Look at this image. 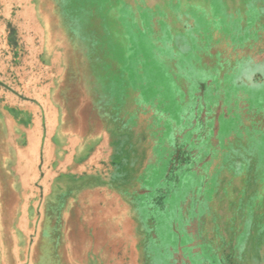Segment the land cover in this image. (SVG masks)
<instances>
[{"label":"rangeland","instance_id":"rangeland-1","mask_svg":"<svg viewBox=\"0 0 264 264\" xmlns=\"http://www.w3.org/2000/svg\"><path fill=\"white\" fill-rule=\"evenodd\" d=\"M4 25L38 48L0 52V264H264V0H0Z\"/></svg>","mask_w":264,"mask_h":264},{"label":"crops","instance_id":"crops-1","mask_svg":"<svg viewBox=\"0 0 264 264\" xmlns=\"http://www.w3.org/2000/svg\"><path fill=\"white\" fill-rule=\"evenodd\" d=\"M9 27L10 26H8V25L0 26V37L1 36L7 37V45L9 48V52L13 56L14 55L16 56V52H18V50L21 48V46H23V43L25 42V40L27 41L26 42L27 48H25V52L26 51L28 53H31L33 51L35 52V49L38 48L36 46L35 38H32V36L35 37V32H34V34H32V36H30V35L27 36L26 39L25 38L22 39L21 38L22 35L16 36V37H18V39L16 40V42H14V41H12L13 37H12V33H11V30ZM9 35L11 36V42H10ZM47 80L49 82L48 84H51L53 82V75L51 74L50 77L47 78ZM224 80H226V79H224ZM27 85H28V82H27ZM44 92H45V90H44ZM48 92H49V90H48ZM48 92H47L46 96H48ZM19 94H21V93H19ZM35 95H38L39 97H37V100H40L41 96L39 94H35ZM21 105H27V102H24ZM35 112H36L35 122H34L35 124L33 125V127L31 126L32 129H30V131H29L31 134L27 137V141H28L27 148L34 149V151H33L34 164H36L38 167H42V165H44L46 162L40 154V148L44 147L45 143H47L48 148L51 147L50 144H52L54 146L53 142L56 141V140H54L56 138V135H55V137H54V135H52L50 139H47L46 135L49 133H50V135H51V133L52 134L56 133V130H58V127H60V125L54 124L53 113L51 112L50 105H48L47 103L45 105H43L42 103H41V105H38L35 108ZM37 113H38V115H37ZM58 134H59L58 141H60L61 140V136H60L61 131H59ZM71 147H72L71 144L67 145V143H64V144L62 143L59 146V149L64 150V154H65L64 159L62 158L59 161L58 169L61 171H62L63 165H69V163L71 162L68 160L69 156L72 155L71 159L75 158L77 149H78V147L80 148L79 144H76L75 146H73V148H71ZM70 148H71V151H70ZM35 150H39L38 153ZM66 150L70 151V153L68 155H67ZM49 161L50 160L48 158L47 166H52V165H50ZM63 161L65 162L64 164H63ZM73 161H74V159H73ZM92 161H93V157H91V156L88 157L86 160L81 159L80 162L78 161V164H79L78 166H82L84 164L87 165L88 163L92 164ZM66 167H68V166H66Z\"/></svg>","mask_w":264,"mask_h":264},{"label":"trees","instance_id":"trees-1","mask_svg":"<svg viewBox=\"0 0 264 264\" xmlns=\"http://www.w3.org/2000/svg\"><path fill=\"white\" fill-rule=\"evenodd\" d=\"M181 138L182 137L178 136L179 140L177 142L175 141L176 144L174 145V150L170 155L166 175L164 177V181L167 184L172 182L179 183L181 180L180 175L183 172H190L192 174L195 173L192 170V163L193 158H195L196 154L192 157V154H190V150H188L185 145H182V141H184V139L182 140ZM184 142H190V140H185ZM163 193L164 192L161 189L159 190V192H157V195L154 196V200L156 204H158V206L161 208V210L165 209L164 203L166 195H162Z\"/></svg>","mask_w":264,"mask_h":264},{"label":"built area","instance_id":"built-area-1","mask_svg":"<svg viewBox=\"0 0 264 264\" xmlns=\"http://www.w3.org/2000/svg\"><path fill=\"white\" fill-rule=\"evenodd\" d=\"M1 40H0V52H6L7 54H9V48L7 45V37L5 36H1Z\"/></svg>","mask_w":264,"mask_h":264},{"label":"bare ground","instance_id":"bare-ground-1","mask_svg":"<svg viewBox=\"0 0 264 264\" xmlns=\"http://www.w3.org/2000/svg\"><path fill=\"white\" fill-rule=\"evenodd\" d=\"M81 1H82V0H81ZM13 141H14V140H13ZM24 154H25V153H24ZM23 159H24V158H23ZM26 169H27V168H26ZM43 169H44V168H43ZM22 170H23V169H22ZM73 172H74V171H73ZM46 173H47V172H46ZM22 177H23V176H22ZM21 179H22V178H21ZM44 179H45V178H44ZM24 183H25V182H24ZM24 183H23V184H24ZM25 200H26V199H25Z\"/></svg>","mask_w":264,"mask_h":264}]
</instances>
